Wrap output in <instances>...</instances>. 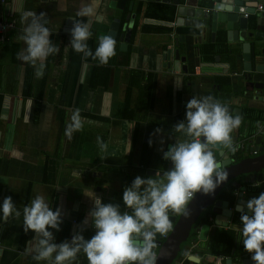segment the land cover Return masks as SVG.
<instances>
[{
	"label": "crops",
	"instance_id": "obj_1",
	"mask_svg": "<svg viewBox=\"0 0 264 264\" xmlns=\"http://www.w3.org/2000/svg\"><path fill=\"white\" fill-rule=\"evenodd\" d=\"M194 1L200 14L193 19L203 21L198 26L187 23L186 16L177 23L180 16L172 0H102L93 17L77 15L88 0L0 4V20L10 23L0 42V205L10 196L21 212L7 222L0 213V264H48L33 259L35 233H26L22 226L23 207L37 195L53 210H61L60 230L49 229L54 243L71 240L81 226L85 239L95 234L88 217L93 203L84 191L92 189L102 202L127 210L122 201L124 187L137 176L163 175L171 169V161L162 158L163 151L187 139L173 126L185 120L186 105L193 96L211 95L232 113L241 114L243 122L231 134L234 144L242 142L254 149L255 135L264 131V56L256 58L263 64L262 71L255 70L254 63L250 71L261 85L248 91L242 41L237 28L227 31V23L237 26L241 19L247 32L258 26L264 30L263 12L254 11L261 0H234L230 13L217 12V0ZM171 6L173 17L165 19L164 11ZM29 11L46 13L50 39L59 49L45 61L40 79L31 65L18 59L25 47L18 39L25 27L22 17ZM73 21L91 23L87 44L93 53L100 35L115 39L116 55L107 65L84 58L70 47ZM157 25L170 29L151 28ZM75 109L81 110L83 129L69 139L65 128ZM158 128L162 132H156ZM98 136L108 145L104 152L96 143ZM257 145L256 153L213 151L217 160L230 158L235 164L262 155L264 139ZM251 163L248 166L255 162ZM261 192L264 165L230 177L213 196L206 195L208 203L169 264H254L241 241L237 206L245 203L237 200L258 197ZM170 218L174 226L180 215ZM169 233L157 234L156 253ZM74 264L89 262L80 253Z\"/></svg>",
	"mask_w": 264,
	"mask_h": 264
},
{
	"label": "clouds",
	"instance_id": "obj_2",
	"mask_svg": "<svg viewBox=\"0 0 264 264\" xmlns=\"http://www.w3.org/2000/svg\"><path fill=\"white\" fill-rule=\"evenodd\" d=\"M102 0H88L77 13L81 17L98 14ZM234 0H217L215 10L221 13L233 11ZM25 24L18 37L25 47L18 53V59L35 69L37 79L43 77L45 61L59 49L53 44L51 30L47 27L46 13L27 12L22 17ZM70 47L84 58L91 57L99 65H107L116 55V41L110 35H100L93 53L87 41L92 37L91 23L73 21L69 29ZM66 125L65 135L71 139L74 132L82 131L81 110L75 109ZM243 122L241 114H234L229 108L211 95L193 96L186 105L185 120L173 127L187 139L175 142L163 151L162 158L171 161L172 167L147 178L137 176L129 186L124 187L122 201L125 211L113 203H104L90 189L82 192L93 207L88 213L95 234L90 239L82 235L84 228L72 235L71 240L54 243L53 232L59 231L62 223L61 210L49 206L43 196L37 195L30 205L23 207V230L35 233L33 259L48 264H74L83 253L89 264H156V236L167 235L173 230L171 214L189 217V203L197 193L211 195L228 178L224 164L216 159L213 149L235 152L232 133ZM162 132V129H156ZM101 152L107 150V143L96 138ZM151 146V140L149 141ZM240 228L244 250L251 255L254 264H264V192L250 198L243 205ZM246 208L247 212L243 209ZM128 210H131L129 212ZM3 221L10 217L19 218L20 210L10 196L0 205ZM189 260L194 259L185 253Z\"/></svg>",
	"mask_w": 264,
	"mask_h": 264
},
{
	"label": "water",
	"instance_id": "obj_3",
	"mask_svg": "<svg viewBox=\"0 0 264 264\" xmlns=\"http://www.w3.org/2000/svg\"><path fill=\"white\" fill-rule=\"evenodd\" d=\"M173 3L177 4V15L180 16L177 18V23L180 22V18L182 16H186L185 20L187 23H191L192 26H198L203 21L199 19H193L199 16L200 11L195 10V3L194 0H185L182 4H180V0H172ZM264 15V12L262 13ZM128 19V17H127ZM184 19V18H182ZM243 21L240 19L237 22V26L233 24L227 23V31H230L232 28H237L238 39L242 41V52H243V68L247 70L245 88L248 91L253 90V88H259L261 85V81H255L254 78L250 75V71L252 69L253 63L255 64L254 69L257 71H262L263 64L260 63L261 61L256 62V58H262L264 56V30L261 27H257L254 31L247 32L246 24L242 23ZM183 24V23H182ZM184 25V24H183ZM264 25V23H263ZM240 29V30H239ZM229 34V32H227ZM249 38L252 39L248 40ZM170 51H168V54ZM178 51H175V57L178 58ZM258 59V60H259ZM246 90V92H247ZM264 131L261 130L258 134L255 135L254 142L256 145L254 146L255 150H258L259 147L257 144L261 142V139H264ZM263 149V147H262ZM226 150V149H225ZM218 151L219 155L225 151ZM264 150V149H263ZM231 154H234L231 152ZM227 157V154L225 155ZM255 162L253 165L248 166L249 163ZM228 172V178L226 181L229 180L230 177H234L241 173H245L251 170H256L258 168L263 167L264 165V153L260 156L255 158H243L239 160L237 163H231V159L227 158L225 161L222 162ZM252 164V163H251ZM245 166V168H244ZM222 182L214 191L213 194L208 196H213L216 192L219 191L220 187L226 183ZM210 198V197H209ZM247 200L239 199L237 202L239 204L246 203ZM208 203L207 196L202 193H197L194 199L189 203L188 210H189V217L185 218L183 215H180L179 220L173 226V230L169 233L166 240L162 243L158 253H157V261L156 264H169L173 257L176 255L179 249V243L181 240L185 239L189 233V230L198 215L200 209ZM228 213V212H225ZM173 221L172 218H170ZM159 235H157V238Z\"/></svg>",
	"mask_w": 264,
	"mask_h": 264
},
{
	"label": "built area",
	"instance_id": "obj_4",
	"mask_svg": "<svg viewBox=\"0 0 264 264\" xmlns=\"http://www.w3.org/2000/svg\"><path fill=\"white\" fill-rule=\"evenodd\" d=\"M7 0H0V4H3L5 3ZM254 11H257L259 13H262L264 12V0H261L260 2H257L255 4V7H254ZM243 16L247 17L248 16V12H244L243 13ZM10 23L8 21H2L0 20V42L3 41L5 39V33L9 27ZM235 145H238V149L242 150V151H250L252 153H256V150L254 149H251L249 147V145H246L242 142H238V143H235ZM194 245H192L190 248H193Z\"/></svg>",
	"mask_w": 264,
	"mask_h": 264
},
{
	"label": "trees",
	"instance_id": "obj_5",
	"mask_svg": "<svg viewBox=\"0 0 264 264\" xmlns=\"http://www.w3.org/2000/svg\"><path fill=\"white\" fill-rule=\"evenodd\" d=\"M173 12H174V9H173V6H171L168 10H165L164 13L165 14H168V15H165V16H162L164 17L165 19H172L173 17ZM147 28H149V26L147 25ZM151 28H154V29H170L169 27H165V26H152ZM167 126V125H166ZM165 126V128H166ZM164 128V127H163ZM240 154V153H239ZM241 158V155H238V158L237 159H240Z\"/></svg>",
	"mask_w": 264,
	"mask_h": 264
}]
</instances>
